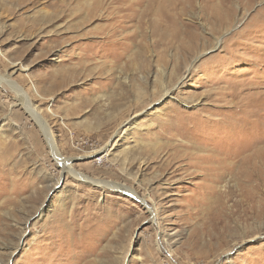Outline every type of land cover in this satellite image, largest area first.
I'll return each instance as SVG.
<instances>
[{
	"label": "rangeland",
	"instance_id": "374dc122",
	"mask_svg": "<svg viewBox=\"0 0 264 264\" xmlns=\"http://www.w3.org/2000/svg\"><path fill=\"white\" fill-rule=\"evenodd\" d=\"M0 77V264H264V0H0Z\"/></svg>",
	"mask_w": 264,
	"mask_h": 264
},
{
	"label": "bare ground",
	"instance_id": "6f19581e",
	"mask_svg": "<svg viewBox=\"0 0 264 264\" xmlns=\"http://www.w3.org/2000/svg\"><path fill=\"white\" fill-rule=\"evenodd\" d=\"M133 38V37H132ZM130 41V40H128ZM5 60V56L3 55L2 56ZM11 65L13 66H16L14 65V63H11ZM23 69H25L24 67H22ZM27 71V69H25ZM0 83L1 84H6L9 88H11L13 91L17 92L20 97H21V103L22 105L25 107V109L29 112L30 116H32L36 122L38 123L39 127L42 129L48 143L51 145V149L53 150L54 154H56V157L57 159H59V155L56 153V149H55V143H54V138H53V135L51 133V130L50 128L48 127V125L46 124V122L43 120V118L41 117L40 113L37 111L36 107H34V104L32 103L28 93L15 81L11 80L10 77L8 78H5V77H0ZM159 87H160V90L159 92L161 91V94L164 96L166 94H169L172 89L174 87H169L168 84H165L164 85V82H162L160 80V84H159ZM33 91L38 95V90L33 87ZM143 93V92H142ZM141 95V94H140ZM139 95V96H140ZM39 96V95H38ZM143 96V95H142ZM191 150V149H190ZM103 151V149H102ZM242 152V151H241ZM240 153V151H239ZM238 153V154H239ZM242 154V153H241ZM61 156V155H60ZM252 156V154H251ZM243 156L242 155H237V157H234L233 158V161H235V163L238 165V161H242V158ZM247 157V156H246ZM255 158V157H254ZM188 159H190V161H194V164L197 168H199L201 170V177L205 179L206 183L209 185V187L206 188V193H214V189H215V183L217 182L218 179H221V176L223 177V173H222V170L224 171L225 170V166L223 167L222 166V161L220 160V158H216V157H204V156H200L199 154H193V153H190ZM245 159V158H243ZM250 160V157L248 158ZM253 160V159H252ZM69 161V160H67ZM189 161V162H190ZM246 161V160H245ZM64 162V161H63ZM71 162V161H70ZM69 162V163H70ZM172 162V161H171ZM240 162V164H241ZM192 163V162H191ZM246 163V162H245ZM253 163V162H252ZM190 164V163H189ZM193 164V163H192ZM193 164V165H194ZM251 164V163H250ZM248 164V165H250ZM257 164V163H256ZM170 165V164H169ZM191 165V164H190ZM220 165V166H219ZM243 166V164H241ZM252 165V164H251ZM189 166V165H188ZM194 166V167H195ZM238 167V170L237 173L238 175H240V169H241V166H237ZM228 168V167H227ZM235 168V167H234ZM233 168V169H234ZM63 169L64 171H67L68 173H70L71 175H73V177L81 180L83 179L84 181L88 180L90 181L92 184H96V185H99L100 187H102L103 189L105 188H110V189H114V190H119L121 191L122 193H126L128 194L129 196L133 197V198H136L138 200H140L141 202H143L144 205L146 206H149V201L148 199H145L143 197H141L137 191L135 189H133L132 187L128 186V185H123L120 184V183H107V182H101V181H94V180H89L88 178H86L85 176L81 175V174H78L76 173L70 165H63ZM179 170V169H178ZM177 170V171H178ZM175 171V172H177ZM228 171L229 172H232V167L231 169L228 168ZM240 173H239V172ZM242 171V170H241ZM233 173V172H232ZM174 174V173H173ZM177 175V174H176ZM255 175V174H254ZM253 175V176H254ZM237 176V174H236ZM167 178V177H166ZM200 178V177H199ZM222 180V179H221ZM219 185V184H218ZM226 194V193H225ZM207 195V194H206ZM213 195V194H212ZM204 198V197H203ZM213 198V197H212ZM214 199V198H213ZM248 199V198H247ZM250 199V198H249ZM248 199V200H249ZM255 199V198H254ZM208 200H212L210 198H208ZM152 201H154V198L152 199ZM220 201V200H219ZM254 201V200H252ZM212 204V203H211ZM253 203L250 202V205H252ZM246 206V205H244ZM243 207V206H242ZM152 213L154 214V210L152 209L151 210ZM246 212V210H245ZM249 212V211H248ZM247 213V212H246Z\"/></svg>",
	"mask_w": 264,
	"mask_h": 264
}]
</instances>
